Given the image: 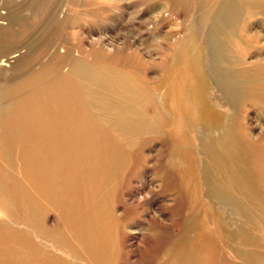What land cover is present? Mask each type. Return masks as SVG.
I'll return each mask as SVG.
<instances>
[{"label": "bare ground", "instance_id": "bare-ground-1", "mask_svg": "<svg viewBox=\"0 0 264 264\" xmlns=\"http://www.w3.org/2000/svg\"><path fill=\"white\" fill-rule=\"evenodd\" d=\"M164 1L171 2V15L176 3ZM210 7L214 12L206 20ZM192 12L199 19L190 28L195 37L177 43L176 75L168 92L156 95L157 89L134 78L130 69L96 66L69 51L61 53L62 46L55 48L53 61L1 86L0 96L10 102L0 106V208L11 221L0 223V264H67L48 243L85 264H112L119 256L123 215L114 210L132 149L145 135L170 129L185 144L184 153H173L169 164L184 177L182 171L193 170L196 163L212 218L220 230H228L227 205L235 201L227 194V182L241 180L244 162V156L233 160L241 154L235 138L238 109L241 101L255 100L264 111V66L241 68L246 61L230 57L223 37L240 54L252 48L256 37H264V25L250 30L245 24L264 17V0H197ZM5 13L0 12V19ZM22 56L20 49L6 54L0 71ZM65 66L68 70L62 71ZM173 112L179 119L163 130ZM182 118L187 122L181 124ZM190 126L196 146L188 135ZM207 147L210 157H221L223 167L239 172L217 178L214 185ZM51 212L59 213L65 228L49 226ZM164 234L158 228L157 243ZM209 242L206 235L182 241L169 262H193L195 255L205 259ZM146 257L149 264L155 258L153 253Z\"/></svg>", "mask_w": 264, "mask_h": 264}, {"label": "rangeland", "instance_id": "rangeland-1", "mask_svg": "<svg viewBox=\"0 0 264 264\" xmlns=\"http://www.w3.org/2000/svg\"><path fill=\"white\" fill-rule=\"evenodd\" d=\"M174 1L176 4L172 5L170 15L171 2L164 0H0V12H6L1 15L6 21L0 19V61L15 49L23 51L22 58L0 71V88L22 74L48 64L57 55L55 48L62 46L61 53L69 51L96 66L107 69L106 66L118 67V64V68L130 69L131 75L136 74L134 78L141 77L151 88H156V95L168 92L176 75L177 43L193 39L195 30L193 32L190 28L199 22L197 12H192L197 8V0ZM213 12L210 7L206 20ZM262 24L264 17L251 22L247 20L245 25L251 30ZM258 38L252 48L241 54L235 51L233 44L225 41V35L223 40L228 53L231 51L230 57L246 61L241 65L243 68L254 64L264 66V42H260L264 37ZM67 70L68 66H65L62 71ZM9 102L10 97L0 96V106ZM262 108L255 100H244L238 109L239 129L235 138L241 154L233 160L244 156V162H247L241 164V180L236 177L227 182V194L235 203L227 205L229 225L226 232L220 230L212 218L213 211L204 195L196 163L193 170L182 171L184 177L179 174V168L173 169L169 164L173 153H184L181 146L185 142L182 145L179 139L177 141L176 133L171 134V129L168 133H150L137 141L127 165L129 169L125 170L119 183L121 193L115 205L117 211H114L123 213L120 217L122 231L117 234L119 256L112 264H149L145 260L148 253L155 257L150 264H172L169 261L178 243L185 241L188 244L203 235L212 244L208 247L211 251L206 250V258L195 255L196 261L186 259L181 264H264ZM169 117L173 119L164 123L163 130H169L171 123L179 119V113L173 112ZM186 122L180 119L181 124ZM187 131L191 144L196 146L191 126ZM195 146L187 154L192 156ZM205 154L212 165L214 185L217 178L226 179L239 172L223 167L221 157H210L208 147ZM195 185H198V198L194 197ZM237 185H241L240 191ZM178 203L180 209L176 208ZM49 215V226L60 228L59 213ZM0 221H11L1 208ZM9 224L25 227L24 224ZM62 227L65 228L66 224ZM158 228L165 232L160 243L155 236ZM48 248L62 256L67 264H85L66 253L65 249H57L50 243Z\"/></svg>", "mask_w": 264, "mask_h": 264}]
</instances>
